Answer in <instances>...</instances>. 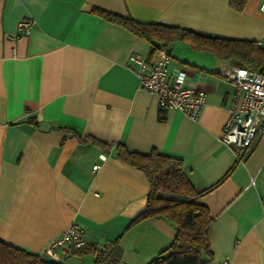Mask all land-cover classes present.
Listing matches in <instances>:
<instances>
[{"label":"crops","instance_id":"0c3cea01","mask_svg":"<svg viewBox=\"0 0 264 264\" xmlns=\"http://www.w3.org/2000/svg\"><path fill=\"white\" fill-rule=\"evenodd\" d=\"M261 1L236 10L229 0H0V239L43 254L78 224L93 251L54 249L47 256L60 264H94L104 244L119 247L116 264H148L170 245L171 221H133L146 206L145 173L78 134L178 157L195 190L218 182L198 198L211 217L203 264H264V134L241 158L220 139L241 100L225 78L235 63L172 42L166 79L183 71L205 103L196 119L161 109L128 59L152 63L159 50L91 10L264 46Z\"/></svg>","mask_w":264,"mask_h":264},{"label":"trees","instance_id":"16d2710c","mask_svg":"<svg viewBox=\"0 0 264 264\" xmlns=\"http://www.w3.org/2000/svg\"><path fill=\"white\" fill-rule=\"evenodd\" d=\"M246 0H229L236 10H241ZM94 13L121 25L131 33L149 43V53L167 48L172 42L181 40L192 49L207 52L216 58L232 60L264 75V46L254 40L211 36L185 27L162 23H146L122 16L109 10L93 7ZM159 118L164 116L159 114ZM27 121L36 124L32 117ZM80 142L92 140L100 144L106 152L113 150L115 156L128 165L143 171L149 182L145 209L133 221L151 216L163 217L176 226V234L170 245L154 257L149 264H203V254L210 255L207 229L211 217L207 208L198 198L217 183L195 190L184 174L182 160L163 154L156 149L148 152L130 150L121 142L105 143L94 138L75 135ZM239 155L238 158H241ZM232 168V167H231ZM231 168L220 178L223 179ZM93 251L89 246L73 248V253L83 254ZM94 264H116L120 249L113 245L107 255L95 251ZM0 264H60L47 255L28 251L0 239Z\"/></svg>","mask_w":264,"mask_h":264},{"label":"built area","instance_id":"2783aa9c","mask_svg":"<svg viewBox=\"0 0 264 264\" xmlns=\"http://www.w3.org/2000/svg\"><path fill=\"white\" fill-rule=\"evenodd\" d=\"M259 10L264 12V0L260 2ZM21 27L28 32L27 23L22 22ZM128 59L136 66L139 86L155 96L159 108L176 109L191 119L197 118L205 103L206 94L188 83L183 71L175 72L171 81L166 79L169 62V52L166 48L159 49L152 63H148L137 53H131ZM225 78L241 90V100L236 108L229 109L220 139L226 145L232 146L238 156L258 135L264 134V75L234 65L226 72ZM92 168L98 169L99 164H94ZM84 244L83 228L71 223L44 251V254L51 257L54 249L80 248ZM111 249L112 244H104L98 248L103 255H107ZM220 264H228V262L225 260Z\"/></svg>","mask_w":264,"mask_h":264},{"label":"rangeland","instance_id":"374dc122","mask_svg":"<svg viewBox=\"0 0 264 264\" xmlns=\"http://www.w3.org/2000/svg\"><path fill=\"white\" fill-rule=\"evenodd\" d=\"M232 63H235V62H232Z\"/></svg>","mask_w":264,"mask_h":264}]
</instances>
